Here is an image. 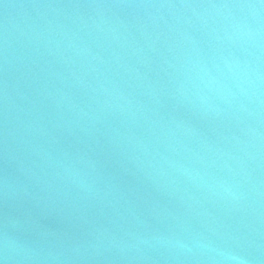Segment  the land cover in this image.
<instances>
[{
    "label": "water",
    "instance_id": "water-1",
    "mask_svg": "<svg viewBox=\"0 0 264 264\" xmlns=\"http://www.w3.org/2000/svg\"><path fill=\"white\" fill-rule=\"evenodd\" d=\"M0 264H264V0H0Z\"/></svg>",
    "mask_w": 264,
    "mask_h": 264
}]
</instances>
